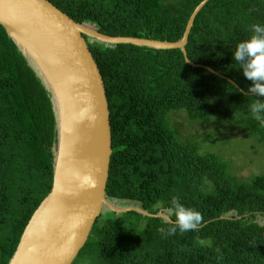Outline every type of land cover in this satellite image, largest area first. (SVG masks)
<instances>
[{"label":"trees","instance_id":"1","mask_svg":"<svg viewBox=\"0 0 264 264\" xmlns=\"http://www.w3.org/2000/svg\"><path fill=\"white\" fill-rule=\"evenodd\" d=\"M76 22L110 35L177 41L202 0H49ZM264 24V0H208L185 45L154 49L87 40L102 74L112 153L105 194L170 215L178 196L200 211V228L164 238L171 222L137 211L100 214L78 255L92 264H264V174L248 179L200 141L183 140L173 115L212 116L264 135L252 119L246 80L232 59L251 25ZM205 140V138H204ZM56 142L50 94L0 24V264L51 190ZM219 249V251H217Z\"/></svg>","mask_w":264,"mask_h":264},{"label":"water","instance_id":"2","mask_svg":"<svg viewBox=\"0 0 264 264\" xmlns=\"http://www.w3.org/2000/svg\"><path fill=\"white\" fill-rule=\"evenodd\" d=\"M207 1L195 7L183 36L167 41L105 34L76 22L49 0H0V24L49 92L56 129L51 190L30 217L8 264H72L104 207L172 221L162 210L152 214L137 206L117 207L106 197L110 112L102 74L87 40L179 48L188 64L219 75L190 61L185 49L194 17Z\"/></svg>","mask_w":264,"mask_h":264},{"label":"rangeland","instance_id":"3","mask_svg":"<svg viewBox=\"0 0 264 264\" xmlns=\"http://www.w3.org/2000/svg\"><path fill=\"white\" fill-rule=\"evenodd\" d=\"M182 113L173 115V120L183 140L200 141L203 149L210 147L215 150L228 162L229 171L239 178L248 179L254 174H264V135L261 137L244 131L233 121L219 115L200 124L199 121L191 122ZM109 200L117 207H139L134 202ZM108 211L111 210L104 207L101 214ZM258 219L264 222V216ZM72 264H92V258L88 254L78 255Z\"/></svg>","mask_w":264,"mask_h":264},{"label":"clouds","instance_id":"4","mask_svg":"<svg viewBox=\"0 0 264 264\" xmlns=\"http://www.w3.org/2000/svg\"><path fill=\"white\" fill-rule=\"evenodd\" d=\"M250 32L246 39L236 44L231 55L244 78L251 82L245 95L256 97L255 102L249 105L251 117L264 126V24H252ZM84 182L90 183V179L84 177ZM170 205V215L175 219L167 229L161 228L164 238L174 236L177 232L181 235L189 231L195 232L203 224L202 213L186 206L178 196L171 197Z\"/></svg>","mask_w":264,"mask_h":264}]
</instances>
